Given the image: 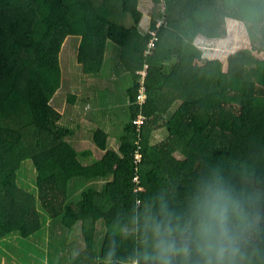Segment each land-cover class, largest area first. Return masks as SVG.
<instances>
[{"label": "trees", "instance_id": "trees-1", "mask_svg": "<svg viewBox=\"0 0 264 264\" xmlns=\"http://www.w3.org/2000/svg\"><path fill=\"white\" fill-rule=\"evenodd\" d=\"M153 1L142 32L139 0H0V239L38 232L39 200L65 227L84 226L87 256L70 264H131L142 247L133 216L161 203L186 211L213 174L264 212V0ZM72 35L80 36L84 73L99 74L113 44L131 76L119 147L94 131L102 153L88 164L51 104L62 81L59 51ZM252 52L262 54L254 65ZM160 127L164 137L154 143ZM25 159L36 168L38 197L17 183ZM87 180L95 185L71 201L70 185Z\"/></svg>", "mask_w": 264, "mask_h": 264}, {"label": "rangeland", "instance_id": "rangeland-1", "mask_svg": "<svg viewBox=\"0 0 264 264\" xmlns=\"http://www.w3.org/2000/svg\"><path fill=\"white\" fill-rule=\"evenodd\" d=\"M138 7L143 12L139 28L142 32H145L149 29L153 12L157 11L156 6L153 0H139ZM161 21L162 19L159 18L158 23ZM79 41L80 36L74 35L67 36L63 41L58 55L62 81L61 86L51 99V104L59 113L58 126L64 131L67 130V127L73 130V132L67 134V139L78 151L85 150L87 152V156H81V161L83 164H88L102 153L93 144L92 139V133L98 130V127L105 129L104 132L114 137L119 132L120 135L123 132L124 123L128 116H120L118 121L122 119L121 122H118L116 117L115 121L117 122L115 123L105 121L108 118L104 111L107 113L108 110L105 107H103L105 109H101V103L107 97L110 100L115 97L118 99L123 98L125 95L123 89L131 84V76L128 72H125L120 59L117 57V52L120 51L119 47H115L113 44L108 45L109 49L107 50L109 51L105 54L106 60L103 58L100 73L96 75L84 73L81 64L76 60ZM209 51L210 49L206 53H209ZM250 57V62L254 65V61L261 58L262 54L252 52ZM113 79H117V81L115 82ZM93 104L98 105L97 108ZM112 106L114 111H119L120 114L121 110L117 109L116 105L112 104ZM89 130L90 132H88ZM163 137L164 129L160 127L153 135L152 140L155 143ZM107 146L117 150L119 141L112 138ZM36 176L37 171L32 160H23L17 172V183L38 197ZM102 182L100 180L96 183L99 186ZM94 185L95 181L90 180L82 184H71L69 193L71 201L80 198L77 189L80 188L81 191V188L88 189ZM73 191H75L74 194ZM35 204L41 222V229L27 238L13 232L10 236L0 239V264H70L79 255H81L79 260L83 261L87 256L84 226L77 223L71 229L67 228L59 218H50L41 208L39 200H36ZM98 227L100 236L103 237V229L100 225ZM88 234L89 237L93 235L92 231H89ZM42 251L45 252L44 256L41 255Z\"/></svg>", "mask_w": 264, "mask_h": 264}, {"label": "clouds", "instance_id": "clouds-1", "mask_svg": "<svg viewBox=\"0 0 264 264\" xmlns=\"http://www.w3.org/2000/svg\"><path fill=\"white\" fill-rule=\"evenodd\" d=\"M132 224L142 247L131 264H264V212L219 174L197 185L186 211L161 203Z\"/></svg>", "mask_w": 264, "mask_h": 264}, {"label": "crops", "instance_id": "crops-1", "mask_svg": "<svg viewBox=\"0 0 264 264\" xmlns=\"http://www.w3.org/2000/svg\"><path fill=\"white\" fill-rule=\"evenodd\" d=\"M68 37H71V36H68ZM80 42V41H79ZM78 45H79V43H78ZM108 49V48H107ZM106 49V52L107 51H109V50H107ZM78 50V49H77ZM106 52H105V54H106ZM106 58V55L104 56V59ZM77 60V59H76ZM106 60V59H105ZM125 70V69H124ZM125 72H127L126 70H125ZM63 73V72H62ZM117 78V77H116ZM113 81H117V79H113ZM130 86V85H129ZM129 86H127L125 89H123V91H124V93H125V95H124V97L123 98H121V99H118V98H114L113 100L111 99L110 100V98L109 97H107L106 99H103V103H101V109H107L108 111H107V113L104 111V113L105 114H107V120H105V121H108V122H113V123H115V122H117L118 121V118L120 117V116H126V113H127V104H128V102H129V100H128V94H127V88L129 87ZM103 91V90H102ZM110 95V94H109ZM108 95V96H109ZM102 100V99H101ZM122 101V102H121ZM121 102V104L119 105V103ZM112 104L113 105H116L117 106V109L119 108V110H121L120 111V114H119V111H114V109H113V106H112ZM100 105V104H99ZM93 106H96L95 108H97V106L98 105H96V104H93ZM103 107H105V108H103ZM94 108V107H93ZM100 108V107H99ZM121 108V109H120ZM115 117H116V119H117V121H115ZM104 118V117H103ZM123 118V117H122ZM121 120L122 119H120L119 121L121 122ZM118 121V122H119ZM123 121H124V118H123ZM122 124H123V122H122ZM85 126V125H84ZM120 126V125H119ZM98 129H101V130H105V129H102L101 127H98ZM67 130H70L69 129V127H67ZM71 131V130H70ZM71 132H73V130L71 131ZM88 132H90V130L88 131ZM120 133V132H119ZM117 134L115 137L114 136H111L110 134H108L107 133V135H108V141H107V143H109V141H111V139L112 138H115V140L117 139L118 140V138H119V135L120 134ZM94 144V143H93ZM94 146V145H93ZM110 148V147H109ZM33 236V235H32ZM3 239V238H2ZM44 254H45V252L44 251H42V256H44Z\"/></svg>", "mask_w": 264, "mask_h": 264}, {"label": "built area", "instance_id": "built-area-1", "mask_svg": "<svg viewBox=\"0 0 264 264\" xmlns=\"http://www.w3.org/2000/svg\"><path fill=\"white\" fill-rule=\"evenodd\" d=\"M159 24H160V23H158V25H159ZM151 33H152V34H155L154 31H152ZM153 44H154L153 41L150 40V42L148 43V50H149L150 48H152ZM148 50H147V51H148ZM147 51H146V52H147ZM142 73L144 74L145 71L143 70ZM137 97H138V98H137V99H138V102H139L140 104H142L143 102H145L146 94H145V88H144V87H141V88H140V91H139ZM143 121H144V116H143V115H139L138 118H137L134 122H135L137 125H141V124L143 123ZM136 158H137L138 160L141 158L139 153H136ZM135 180H138V178L136 177Z\"/></svg>", "mask_w": 264, "mask_h": 264}]
</instances>
